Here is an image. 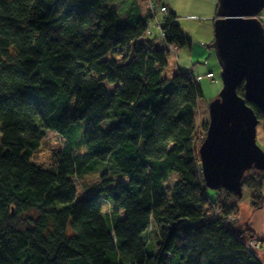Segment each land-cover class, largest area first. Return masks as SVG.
I'll return each mask as SVG.
<instances>
[{
  "label": "trees",
  "instance_id": "16d2710c",
  "mask_svg": "<svg viewBox=\"0 0 264 264\" xmlns=\"http://www.w3.org/2000/svg\"><path fill=\"white\" fill-rule=\"evenodd\" d=\"M153 17L140 0H0V264H264L230 219L242 197L206 185L202 77L167 75ZM160 17L166 42L191 44L174 11ZM83 124L84 153L35 161L48 129L75 143ZM110 162L128 181L77 199L78 177ZM242 188L262 207L264 170Z\"/></svg>",
  "mask_w": 264,
  "mask_h": 264
},
{
  "label": "water",
  "instance_id": "95a60500",
  "mask_svg": "<svg viewBox=\"0 0 264 264\" xmlns=\"http://www.w3.org/2000/svg\"><path fill=\"white\" fill-rule=\"evenodd\" d=\"M263 9L264 0H219L214 20L212 46L222 67L223 87L209 103L199 154L206 185L239 197L246 171L264 170V149L257 142L260 120L249 104L264 111ZM241 84L244 95L238 92Z\"/></svg>",
  "mask_w": 264,
  "mask_h": 264
},
{
  "label": "rangeland",
  "instance_id": "374dc122",
  "mask_svg": "<svg viewBox=\"0 0 264 264\" xmlns=\"http://www.w3.org/2000/svg\"><path fill=\"white\" fill-rule=\"evenodd\" d=\"M140 1L141 3H144V5L146 4L144 0ZM189 1L191 2V0ZM175 2L178 3L179 12L184 16V20L182 21L183 31L187 36L191 37L192 41L190 45L180 47L177 55H173L169 58V65L166 68V73L167 75H173L176 72V68L179 67L181 69L188 70L193 74H197L195 70L191 71L190 68L194 65L201 68L205 65H209V68L206 71L210 70V72L215 73L216 76L214 81L211 82L207 77L208 73L206 75H204L206 71L202 73L200 85L203 91V97L199 101V120L208 121V102L210 103V101L217 98L223 87L222 67L218 61L216 51L211 45L214 41V23L211 21L213 17H211L212 15H209L210 11L206 8L205 10L192 8L193 6L187 5L185 3L186 1L183 0H176ZM190 14H196V16L189 17ZM261 16L264 25V9L261 12ZM155 27V23L152 21V31L154 33H156ZM163 46L161 45V47ZM117 58L119 59V62H123V59L119 56H117ZM211 67L212 69H210ZM200 69L198 72H201ZM85 127V124H83L81 131L76 136L77 140L75 143L71 142L70 138L64 136L62 137V135L58 132L48 129L47 134L43 137L42 145L37 151L38 157L35 161L39 164L47 163L50 156L59 149L73 150L75 154L84 153L86 151V147L84 143H79L78 140H80L81 136L84 135ZM257 130V142L264 149V133L262 126H258ZM104 172H107L108 175L104 174ZM106 177L112 179L111 184H116L120 180L125 182L128 181L127 177L123 175L112 162L105 166L100 165V167L96 170L89 171L88 173L78 177V180L76 181L77 199H80L86 193L96 194L100 192ZM209 192H211V190ZM250 197L251 193L245 191L243 197L236 202L237 205L240 206V215L236 216L235 214H231L230 217L231 219H238V226H246L251 229L254 237L250 239V243L252 241L259 242L260 246L262 245L261 251L264 253V205L253 211L250 206ZM106 206L107 205L103 203L104 212H106ZM124 217L125 214L122 213L121 218ZM262 260L264 262V255Z\"/></svg>",
  "mask_w": 264,
  "mask_h": 264
},
{
  "label": "crops",
  "instance_id": "0c3cea01",
  "mask_svg": "<svg viewBox=\"0 0 264 264\" xmlns=\"http://www.w3.org/2000/svg\"><path fill=\"white\" fill-rule=\"evenodd\" d=\"M161 1H162L163 4H165V5H167L169 7L170 11H174L178 15V21L180 22V24L182 26V21L184 20V18H183L184 16L179 12L180 10H179V7H178V3L175 2L176 0H161ZM183 1H186L185 3L187 5L193 6L192 8H198V9H201V10H205V8L208 9V11H210L209 15H212L211 17H213L211 21L213 22V20H215V18L217 16V11H218L219 0H191V2L189 0H183ZM141 4H142L143 9L146 10V8H147L146 4L145 5H144V3H141ZM193 16H196V14H190L189 15V17H193ZM261 19H262V16H261ZM155 30H156V33H158V34L160 33V30L158 28L155 27ZM192 58H193V55H192ZM208 66L209 65H205V66L202 67L203 68L202 69L201 67H199L197 65H194L190 69H191V71H194V70L196 71L197 74H194L195 76H201L202 73H204L209 68ZM199 69L201 70V72H198ZM210 69H212V67ZM213 69H214V63H213ZM207 73H212L213 74V79L212 80L209 79V80L211 82L214 81L215 76H216L215 73L210 72V70H209V71H206V73L204 75H206ZM216 84H218V83H216Z\"/></svg>",
  "mask_w": 264,
  "mask_h": 264
},
{
  "label": "built area",
  "instance_id": "2783aa9c",
  "mask_svg": "<svg viewBox=\"0 0 264 264\" xmlns=\"http://www.w3.org/2000/svg\"><path fill=\"white\" fill-rule=\"evenodd\" d=\"M144 1L147 3L148 8L154 14V17H153L152 21H154L156 28H158L160 30V35H161V39H162L163 44L167 47V49H168V51H169L171 56L177 55L180 47L177 44L166 42L165 33L161 29L162 18L160 17V15L163 16V15L167 14L169 12L168 7L165 6V5H157L152 0H144ZM152 21L150 23V28L147 31L148 35H152L153 34V31L151 30ZM207 77L209 79H211L213 77V74L212 73H208ZM216 215L218 217L222 216V214L219 212V210H216ZM230 219H231V217H230ZM251 247L253 249L254 248H258V247H260V243L256 242V241H252L251 242Z\"/></svg>",
  "mask_w": 264,
  "mask_h": 264
}]
</instances>
